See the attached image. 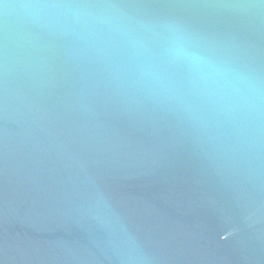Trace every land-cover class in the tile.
Returning <instances> with one entry per match:
<instances>
[{"label":"water","instance_id":"1","mask_svg":"<svg viewBox=\"0 0 264 264\" xmlns=\"http://www.w3.org/2000/svg\"><path fill=\"white\" fill-rule=\"evenodd\" d=\"M0 264H264V0H0Z\"/></svg>","mask_w":264,"mask_h":264}]
</instances>
